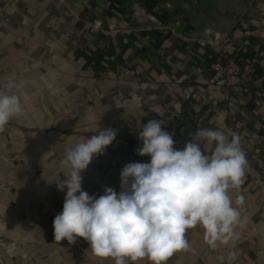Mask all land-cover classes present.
<instances>
[{
	"label": "crops",
	"instance_id": "0c3cea01",
	"mask_svg": "<svg viewBox=\"0 0 264 264\" xmlns=\"http://www.w3.org/2000/svg\"><path fill=\"white\" fill-rule=\"evenodd\" d=\"M224 53L253 64L242 89L226 87L209 58ZM11 81L30 97L0 132V221L17 259L115 264L86 240L80 256L63 258L43 216L63 210L65 150L98 130L117 135L81 173L82 190L119 194L120 173L133 163L122 155L134 117L137 126L180 119L178 149L197 127L235 133L248 159L244 183L229 191L244 222L238 239L213 249L197 226L186 232L189 250L166 264H264V184L253 155L264 144V0H0V88ZM0 256L14 264L4 249Z\"/></svg>",
	"mask_w": 264,
	"mask_h": 264
},
{
	"label": "clouds",
	"instance_id": "9594fccd",
	"mask_svg": "<svg viewBox=\"0 0 264 264\" xmlns=\"http://www.w3.org/2000/svg\"><path fill=\"white\" fill-rule=\"evenodd\" d=\"M23 88L16 81L0 88V132L13 117L25 114L30 97ZM164 123L151 119L143 125L138 133L142 147L136 151L151 160L123 167L119 194L108 187L96 198L81 186V173L113 142L116 130H98L65 150L61 165L66 179L57 188L67 191L63 210L53 221L56 242L84 238L94 254L114 258L115 264L145 257L152 264H166L175 253L189 250L186 232L197 226L205 229V241L213 249L218 241L238 239L235 228L244 222L229 191L244 183L248 161L241 138L197 127L183 149H176ZM236 204H244L242 195Z\"/></svg>",
	"mask_w": 264,
	"mask_h": 264
},
{
	"label": "built area",
	"instance_id": "2783aa9c",
	"mask_svg": "<svg viewBox=\"0 0 264 264\" xmlns=\"http://www.w3.org/2000/svg\"><path fill=\"white\" fill-rule=\"evenodd\" d=\"M211 60H217V63L219 64V70L222 78V82L226 87H237V89L244 87L245 84V78L248 75V71L253 68L252 66L241 63L240 60H236L233 56L228 55L227 53H224L223 55H220L218 58L216 56L211 55L209 57ZM216 58V59H215ZM242 89V88H241ZM129 124L131 126V131L129 133V136L126 140V150H124L122 157L130 162H141V163H149L151 160L150 156H140L137 154V148L142 147V141L138 139V133L142 130V126H137L136 120L134 117L129 119ZM185 125V123H182L179 119L178 122L173 121L171 124H164L163 127L166 131L171 133L173 135V139L175 141L174 147L178 149L177 147V140H178V134L181 128V125ZM253 155L256 159V168L257 173L259 176V182L264 184V144L257 146L253 149ZM248 161V159H247ZM54 221V220H53ZM53 221H52V227H53ZM52 238L54 239V227L52 229ZM56 242V241H55ZM59 246L63 247H69L72 250H85V239L81 237H77L76 241L74 243H69L66 239L62 241L56 242ZM82 253V252H81Z\"/></svg>",
	"mask_w": 264,
	"mask_h": 264
},
{
	"label": "rangeland",
	"instance_id": "374dc122",
	"mask_svg": "<svg viewBox=\"0 0 264 264\" xmlns=\"http://www.w3.org/2000/svg\"><path fill=\"white\" fill-rule=\"evenodd\" d=\"M1 170V168H0ZM44 222L47 223L49 226H50V233H49V238H48V242L51 243L53 242L54 244L57 245L58 247V251H59V254L65 258V257H70V256H74L76 255L77 257L80 256L79 254L81 253L80 250H72L70 249L69 247H63V246H59L52 238V221L54 220V218H52L51 216L49 217L48 215H44ZM7 228L8 226L6 225L5 222L0 221V248L1 249H4L6 251L7 254H9V257L14 261V264H30V259H27V260H19L16 258V252H15V249L18 247L16 246L15 248H12V249H9V248H6V246L8 247V245H15L13 244L12 242H6L5 240V234H7ZM2 256V255H1ZM0 256V264H5L4 262V259Z\"/></svg>",
	"mask_w": 264,
	"mask_h": 264
}]
</instances>
